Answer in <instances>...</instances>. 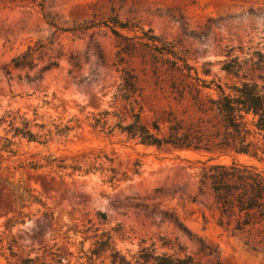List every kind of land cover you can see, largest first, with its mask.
Masks as SVG:
<instances>
[{"label":"rangeland","instance_id":"1","mask_svg":"<svg viewBox=\"0 0 264 264\" xmlns=\"http://www.w3.org/2000/svg\"><path fill=\"white\" fill-rule=\"evenodd\" d=\"M111 5L134 27L120 32L139 36L133 38L138 48L130 66L143 87L139 101L146 123L157 119L165 127L171 112L185 124L195 116L186 97L173 92L186 80L169 74L174 53L200 73L209 70L208 76L202 74L206 79L231 84L243 77L222 70L225 61L264 50V0H0V263L12 264L55 242L66 249L67 241L81 239L74 237V229L100 210L108 215L104 227L116 229L115 241L123 250L137 249L144 239L157 240L168 251L191 254L207 264H264L263 250L204 220L208 200L198 195L195 176L202 165L198 160L207 156L138 144L116 128L110 132L117 115L130 116L128 104L113 97L120 81L114 63L120 46L133 41L120 39L107 27L89 33L61 27L94 14L99 18ZM155 34L159 38H152ZM29 45L36 49L34 66L10 67L11 59ZM157 69L161 76L154 75ZM9 110L46 123L53 138L45 144L15 138L14 152L2 150L4 138H12L7 132ZM100 117L108 124L94 127ZM65 124L72 127L69 134L56 135ZM52 153L69 163L86 156L85 167L98 166L94 157L99 154L112 159L121 172L131 173L136 161L142 167L115 187L104 183L100 171L60 177L26 167L28 161ZM239 160L264 171V163L244 156ZM23 188L29 196L20 197Z\"/></svg>","mask_w":264,"mask_h":264},{"label":"trees","instance_id":"2","mask_svg":"<svg viewBox=\"0 0 264 264\" xmlns=\"http://www.w3.org/2000/svg\"><path fill=\"white\" fill-rule=\"evenodd\" d=\"M95 15L94 18H85L71 27L61 29L64 32L89 33L91 29L107 27L120 39L133 41L120 46L114 63L120 81L113 97L128 104L130 116L117 115L119 121L110 132L116 128L138 144L157 148L171 146L174 149L194 150L207 156L204 161L198 160L202 165L195 176L198 195L208 200L209 215L204 212V220L206 223L215 222L231 235H242L248 245L264 251V171L255 164L239 160L244 156L264 163V50L248 51L245 59L236 55L230 61H225L222 70L243 77L239 82L231 84L206 79L203 76H208L209 70L200 73L188 65L185 57L174 53V59L167 68L169 74L173 78L186 80L175 86L173 92L176 91L180 99L186 97V101H189L187 107H191L195 116L185 124L171 112L165 119V127H162L157 119L146 123L142 118L143 107L139 98L143 95V87L138 73L130 66L138 48V42L133 38L139 36L130 37L120 32V29L134 30L133 25L121 20L114 5L99 18ZM49 23L56 26L53 21ZM152 38L157 39L159 36L155 34ZM35 51L29 45L27 50L11 59L9 66L33 67ZM158 54L163 55L164 52ZM158 70H154V75L161 76L162 71ZM7 72H10V68ZM137 105L139 110L136 109ZM103 114L109 113L105 111ZM7 115L10 127L7 132L12 133V138H4L6 142L2 150L14 152L11 145L15 138L41 144L53 138L54 132L46 123H37V119L31 120L11 110ZM3 119L4 116L0 117V123ZM101 123L105 126L108 120L95 118L93 126L97 127ZM71 129L70 125L65 124L58 127L55 133L67 136ZM225 157H231V162L220 160ZM94 159L96 162L100 160L98 166L85 167L88 160L86 156L82 161L73 160L69 163L66 157L52 153L28 161L26 167L47 173L57 172L60 177L84 176L100 171L104 174V183L112 187L141 172V161H136L129 173L119 171L107 155L99 154ZM107 161L110 163L105 166ZM14 190L19 192L17 187ZM21 190L20 197L29 191L26 188ZM107 223V213L99 210L94 217H87L74 229V237H81L79 241H67L66 249H61L58 242L46 244L35 255L19 257L12 264H207L191 254L168 251L164 248L166 243L160 247L157 240L144 239L137 249L123 250L115 241L116 229L104 227Z\"/></svg>","mask_w":264,"mask_h":264}]
</instances>
